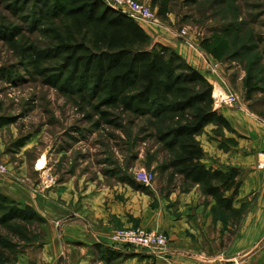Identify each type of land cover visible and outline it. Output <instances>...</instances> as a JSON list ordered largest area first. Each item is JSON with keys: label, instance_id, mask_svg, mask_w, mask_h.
Here are the masks:
<instances>
[{"label": "rangeland", "instance_id": "obj_1", "mask_svg": "<svg viewBox=\"0 0 264 264\" xmlns=\"http://www.w3.org/2000/svg\"><path fill=\"white\" fill-rule=\"evenodd\" d=\"M53 1L57 0H49L50 4ZM42 7L40 0H0V25L14 32L20 42L49 50L52 37L42 33L40 28L52 25L63 32L68 20L60 17L38 27L37 15ZM55 8L61 10V6L55 5ZM152 8L156 10L159 22L155 26L164 37L175 36L184 41H197L198 45L205 44L207 51L197 48L205 56L209 68L220 70L229 83L227 92L213 88L215 95L234 92L238 103L243 102L264 119V0H159ZM183 28L188 34L182 38ZM56 64V59H49L44 66L52 68ZM6 72L13 76L8 77ZM247 81L254 90L249 99L246 97ZM74 98L26 67L0 39V118L8 121L0 126V159L7 167V172L0 177L24 185L30 195L49 194L50 188L61 186L59 183L62 182L70 183L72 190L78 192L125 187L135 193L136 210L142 209V199L148 198L156 205L159 195L170 193L179 186L181 189L192 187L165 169L170 154L157 138L150 135L154 129L147 124L146 117L120 114L121 127L105 125L97 129L85 119ZM214 131L220 132V127ZM43 154L46 167L37 170V160ZM142 172L154 174L151 184L144 185L147 189L136 190L124 181L132 178L142 184L136 179ZM54 196L57 203L67 206L63 197ZM77 206L78 202L72 203L70 219L88 226L97 211L80 215ZM39 214L45 220L27 226L33 242L21 243L17 262L21 258L28 264H46L49 259L42 252L49 221ZM228 218L232 226L237 227L236 216ZM133 220L132 224L119 223L114 232L122 228H143L164 233L169 239L165 232L142 226L139 214ZM112 244L122 256L107 263L99 257L96 244L88 246L77 242L70 247L75 250L78 263V258L83 256L81 264H146L153 257V252L141 246ZM63 245L56 258L57 264H70L67 251L63 253ZM87 254L90 257L85 262Z\"/></svg>", "mask_w": 264, "mask_h": 264}, {"label": "trees", "instance_id": "obj_2", "mask_svg": "<svg viewBox=\"0 0 264 264\" xmlns=\"http://www.w3.org/2000/svg\"><path fill=\"white\" fill-rule=\"evenodd\" d=\"M40 1L38 27L60 17L66 18L68 25L63 32L52 25L40 28L52 37L49 50L20 42L14 32L0 25V39L21 63L60 92L74 96L85 119L97 129L121 127L120 114L146 117L154 129L150 135L170 154L165 169L180 176L186 186L198 185L204 196L215 201L213 212L225 222L232 215L239 222L249 206L233 204L241 186L240 170L214 169L203 162L205 153L198 136L205 127L215 124L231 129L213 107V86L204 74L173 48L152 43L136 20L104 0ZM158 1L151 0V6H157ZM204 45L200 43L199 48L207 51ZM49 59L58 64L44 66ZM246 87L249 99L254 90L248 81ZM5 123L8 121L0 118V126ZM124 181L136 190L147 189L132 178ZM44 220L31 205L0 191V264H15L21 243L33 242L27 226ZM105 244L96 243L105 263L122 256Z\"/></svg>", "mask_w": 264, "mask_h": 264}, {"label": "crops", "instance_id": "obj_3", "mask_svg": "<svg viewBox=\"0 0 264 264\" xmlns=\"http://www.w3.org/2000/svg\"><path fill=\"white\" fill-rule=\"evenodd\" d=\"M137 22L154 43L173 48L203 73L214 91L216 88L221 92L228 91L226 77L220 70L209 68L208 61L197 47L175 36L164 37L156 24L144 20ZM217 110L227 119L231 129L221 127L220 132H215L218 126L210 124L198 139L207 167L240 170L241 186L233 204L237 208L243 204L249 206L237 227L232 226L230 220L225 222L214 214L215 201L204 196L198 185L189 189L179 186L170 193L159 195L156 205H152L148 198L142 199L141 210L135 209V193L125 187L78 192L72 190L70 183L62 182L59 183L61 186L50 188L49 194L30 195L24 185L0 177V191L31 205L48 218V237L42 249L49 257L46 264H57L56 258L63 244V253L67 251L70 264L78 263L71 244L106 243V246L115 248L110 241L114 230L119 223L132 224L137 214L141 216L142 226L169 236L167 252L152 253V259L146 264H264V170L258 167L264 152V119L250 111L243 102L235 107L224 105ZM55 194L63 197L68 207L57 203ZM75 202H78L80 215L97 211L88 226L70 219L72 203ZM84 257L86 262L90 256ZM78 259V264L84 261L83 256ZM17 264L28 263L20 258Z\"/></svg>", "mask_w": 264, "mask_h": 264}, {"label": "built area", "instance_id": "obj_4", "mask_svg": "<svg viewBox=\"0 0 264 264\" xmlns=\"http://www.w3.org/2000/svg\"><path fill=\"white\" fill-rule=\"evenodd\" d=\"M108 5L119 10L123 14L134 20H144L153 24H158V18L156 15V10L152 8L150 2L145 0H104ZM187 30L185 28L181 29L180 36L183 38L187 35ZM190 45L198 47L197 41L185 40ZM238 96L234 92H229L227 94H217L213 93V107L218 109L221 106H237ZM263 158L258 163V167L264 170V152L262 153ZM7 172V167L3 161L0 159V174ZM154 174L151 172H142L136 179L145 186H149L153 180ZM111 243L114 244H127L141 246L146 250L151 251V253L164 254L167 252L169 239L164 233L161 232H151L143 228H122L117 229L113 236L111 237Z\"/></svg>", "mask_w": 264, "mask_h": 264}, {"label": "bare ground", "instance_id": "obj_5", "mask_svg": "<svg viewBox=\"0 0 264 264\" xmlns=\"http://www.w3.org/2000/svg\"><path fill=\"white\" fill-rule=\"evenodd\" d=\"M46 157H45V155L43 154V155H41L39 158H38V160H37V165H36V169L37 170H42V169H44L45 167H46ZM35 169V170H36Z\"/></svg>", "mask_w": 264, "mask_h": 264}]
</instances>
